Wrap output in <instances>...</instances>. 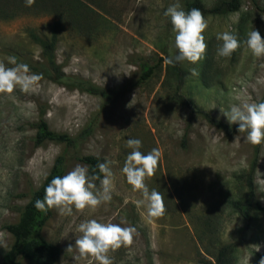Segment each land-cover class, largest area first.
I'll use <instances>...</instances> for the list:
<instances>
[{
  "label": "rangeland",
  "instance_id": "rangeland-1",
  "mask_svg": "<svg viewBox=\"0 0 264 264\" xmlns=\"http://www.w3.org/2000/svg\"><path fill=\"white\" fill-rule=\"evenodd\" d=\"M186 1L179 0L183 9ZM201 1L210 6L216 0ZM175 2L0 0V63L13 67L8 58L15 57L29 69L30 64L41 68L33 91L22 92L17 86L0 93V259L12 244L4 225L18 220L30 194L64 149L53 141L34 145L30 123L41 111L50 129L72 136L98 113L95 129L80 144L79 154L107 160L112 172L110 201L94 208L73 207L71 215L51 208L40 233L59 250L52 264H99L94 256H81L74 246L80 236L77 226L89 219L135 229L130 244L106 253L111 264H213L225 244L231 245L229 264H258L264 257V211H252L246 221L229 203L246 194L243 175L252 159V144L243 133L224 137L174 95L176 83L165 62L174 52L173 33L164 11ZM257 2L264 6V0ZM58 17L63 28L54 51L57 63L67 75L116 90L112 100L47 77L42 48L34 36L48 39ZM205 19L204 58L195 64L182 61L186 74L178 92L194 108L226 122L221 109L264 100V56H253L241 44L230 57H218L215 36L231 31L243 40L254 27L264 38V14L253 9L251 0H243L238 11ZM142 62L154 66L145 81L139 79ZM193 68L198 75L191 74ZM129 137L141 140L142 153L159 150L158 166L144 182L162 196L160 216L149 218L146 209L137 206L141 192L133 190L121 173L131 151L125 146ZM77 164L85 166L72 159L64 174ZM94 184L99 189V182ZM255 188L264 206V141ZM21 264L32 263L22 259Z\"/></svg>",
  "mask_w": 264,
  "mask_h": 264
},
{
  "label": "clouds",
  "instance_id": "clouds-1",
  "mask_svg": "<svg viewBox=\"0 0 264 264\" xmlns=\"http://www.w3.org/2000/svg\"><path fill=\"white\" fill-rule=\"evenodd\" d=\"M31 3V0H26ZM172 26V47L175 54L170 55L167 62L170 65L182 61L192 64L204 58L206 44L203 35L208 27L207 20L199 9L185 11L179 0L169 5L164 11ZM215 39L219 42L216 48L218 57H230L232 53L244 44L255 57L264 56V38L254 27L248 31L243 40L231 31L217 33ZM8 63L13 67H6L0 63V93H10L15 87L22 92H31L41 79V75L31 73L28 65L17 63L15 57H9ZM193 76L198 75L195 68L191 70ZM221 113L229 128L236 125L238 133H245L243 139L251 144L264 141V100L256 103L230 105ZM125 146L131 151L127 153L121 173L133 190L141 192L142 199L137 206H143L149 218L160 216L164 212L162 196L155 189L151 191L145 184V177H151L158 166L159 150L151 149L146 153L140 151L142 142L138 138H127ZM98 174L90 173L87 166L77 164L62 176H54L44 187L43 199H37L34 207L45 210L55 207L61 214L71 215L72 208L77 210L85 207L94 208L101 203L111 200L112 172L107 160L95 165ZM99 180V189L94 181ZM80 236L75 239L74 246L81 256H94L99 264H111L106 253L121 245H128L132 241L135 229L122 227L121 223H102L95 219L82 221L77 226ZM71 247V246H70ZM257 249L256 251H258ZM258 264H264L261 257Z\"/></svg>",
  "mask_w": 264,
  "mask_h": 264
},
{
  "label": "trees",
  "instance_id": "trees-1",
  "mask_svg": "<svg viewBox=\"0 0 264 264\" xmlns=\"http://www.w3.org/2000/svg\"><path fill=\"white\" fill-rule=\"evenodd\" d=\"M242 1L243 0H216L212 5L206 6L201 0H188L185 2L184 10L188 11L193 8L199 9L204 18L206 16L226 15L238 11ZM251 6L256 12L264 14V6L260 5L257 0H251ZM59 17L50 25L51 33L48 39H41L34 36V39L42 48L47 77L53 82L62 84L66 87L77 88L89 94L100 96L105 101L112 100L116 95V90L93 85L75 76L67 75L57 63L54 51L58 41V35L63 28L62 21ZM168 26L172 28L169 20ZM174 54L175 49L173 55ZM167 60L168 58L165 59V62L169 74L176 83L174 95L177 101L189 106L192 113L199 114L210 127L219 130L224 137L231 138L238 134L236 131L237 126L235 124L229 128L228 123L214 117L208 111L194 108L186 100L184 95L178 92L185 80V69L183 68L182 62L170 65ZM30 67L33 73L38 74L41 70L39 64H30ZM140 70L139 79L145 81L153 74L154 66L142 62ZM44 116L45 113L41 111L37 120L30 123V126L35 129L34 145L39 146L45 141H53L63 144L64 149L55 157L53 164L41 185L30 194L28 201L22 207L18 220L15 223H7L4 225V229L12 236V244L2 255L0 264H21L22 259L28 260L32 264H52L56 260L59 250L55 245L45 240L40 233L41 228L51 214V208H47L46 206L43 211L37 210L34 207L35 201L37 199H43L44 187L46 184L54 176L64 175L67 163L72 159L87 166L90 173L98 174L95 165L100 162V160L93 155L79 154L80 144L90 136L95 129L99 117L98 113L90 119L86 128L76 136L50 129ZM189 126L190 123L188 124L187 129ZM187 129L183 135V143L186 140ZM261 145L262 142L260 144H252V159L247 171L243 175L246 184V194L232 199L229 202L232 209L246 221L251 220L252 211H264V206L261 205L257 198L255 188V173L259 162ZM96 182H99V180ZM230 250V244H225L219 247L213 264H229Z\"/></svg>",
  "mask_w": 264,
  "mask_h": 264
}]
</instances>
